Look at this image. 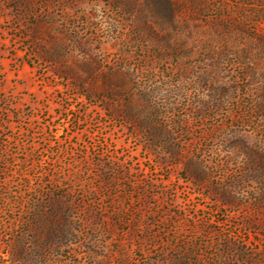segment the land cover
<instances>
[{
  "label": "rangeland",
  "instance_id": "rangeland-1",
  "mask_svg": "<svg viewBox=\"0 0 264 264\" xmlns=\"http://www.w3.org/2000/svg\"><path fill=\"white\" fill-rule=\"evenodd\" d=\"M0 195L8 264H264V0H0Z\"/></svg>",
  "mask_w": 264,
  "mask_h": 264
},
{
  "label": "trees",
  "instance_id": "trees-1",
  "mask_svg": "<svg viewBox=\"0 0 264 264\" xmlns=\"http://www.w3.org/2000/svg\"><path fill=\"white\" fill-rule=\"evenodd\" d=\"M0 200L2 201V196L1 195H0ZM21 251H22V253H21L22 255L21 254L18 255L17 256L18 258H22L23 260L25 258L26 259H30V260L34 261L33 264H36L37 263V260L33 258L34 254L32 252H30V251L29 252H26L25 249L24 250L21 249ZM18 258H13V259L11 258V259L14 260V259H18ZM8 259L7 258L6 259H3L2 257H0V263L1 264H8L7 263L8 262ZM42 264H49V262L47 261V259L44 258V259H42Z\"/></svg>",
  "mask_w": 264,
  "mask_h": 264
}]
</instances>
